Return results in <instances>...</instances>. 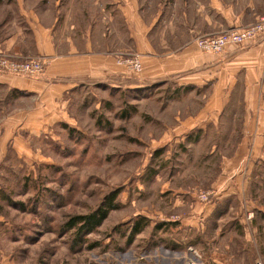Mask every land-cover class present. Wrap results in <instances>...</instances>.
<instances>
[{"label": "rangeland", "instance_id": "374dc122", "mask_svg": "<svg viewBox=\"0 0 264 264\" xmlns=\"http://www.w3.org/2000/svg\"><path fill=\"white\" fill-rule=\"evenodd\" d=\"M135 59L143 71L139 55H116L117 65L140 74L124 64ZM207 93L182 95L157 85L76 95L72 126L43 139L41 159L10 154L0 167V264H134L132 257L145 260L146 237L160 224L167 237L184 238L178 249L191 253L187 262L192 251L198 264L264 260V216L226 207L245 205L229 200L225 185V157L240 130H229L223 115L221 129L185 138L182 127L207 103ZM206 193L210 200L200 203ZM113 194L116 210L96 232L77 237L67 230L71 218L92 214ZM194 212L201 219L195 231L180 224ZM135 224L144 236L131 242ZM131 243L139 248L132 254Z\"/></svg>", "mask_w": 264, "mask_h": 264}, {"label": "crops", "instance_id": "0c3cea01", "mask_svg": "<svg viewBox=\"0 0 264 264\" xmlns=\"http://www.w3.org/2000/svg\"><path fill=\"white\" fill-rule=\"evenodd\" d=\"M261 17L264 0H0V52L19 61H49L41 79L0 74V167L10 154L41 159L43 139L72 126L73 98L81 92L157 85L182 95L207 90V103L182 127L185 138L221 129L223 115L229 130L239 129L225 157V185L229 200L242 198L245 205L226 207L264 216V38L220 56L195 45L199 37L243 29ZM119 54L139 55L142 73L117 65ZM199 216L194 212L180 224L195 231ZM164 228L146 237L145 260L131 261L197 262L193 253L187 262L191 253L179 251L184 238L167 237ZM133 243L131 254L139 249Z\"/></svg>", "mask_w": 264, "mask_h": 264}, {"label": "built area", "instance_id": "2783aa9c", "mask_svg": "<svg viewBox=\"0 0 264 264\" xmlns=\"http://www.w3.org/2000/svg\"><path fill=\"white\" fill-rule=\"evenodd\" d=\"M264 38V17H261L254 25L239 29L232 30L217 36L209 38H200L196 41L197 47L206 54H213L216 56L223 55L231 46L242 47L247 44L253 43L259 38ZM127 66L135 73L142 71V65L139 61H127ZM49 61L46 58L30 59L25 62H18L11 59L6 54L0 52V74L9 76H19L31 79H41L46 75ZM199 202L206 204L210 200L208 193L199 195ZM196 259L200 258L197 252L192 251ZM188 264H198L191 261ZM254 264H264L262 259H257Z\"/></svg>", "mask_w": 264, "mask_h": 264}, {"label": "trees", "instance_id": "16d2710c", "mask_svg": "<svg viewBox=\"0 0 264 264\" xmlns=\"http://www.w3.org/2000/svg\"><path fill=\"white\" fill-rule=\"evenodd\" d=\"M6 198V197H5ZM6 201V199H4ZM116 194H113L106 205L101 206L95 212L71 218L65 225L67 230H75L76 236H85L96 232L108 219L110 212L116 210L114 205ZM144 230L142 225L135 224L130 237L141 234Z\"/></svg>", "mask_w": 264, "mask_h": 264}]
</instances>
